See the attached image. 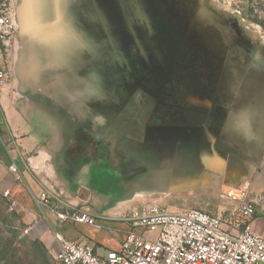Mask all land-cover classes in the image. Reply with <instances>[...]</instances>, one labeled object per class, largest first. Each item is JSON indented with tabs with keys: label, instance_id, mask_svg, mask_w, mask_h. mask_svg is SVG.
<instances>
[{
	"label": "rangeland",
	"instance_id": "obj_1",
	"mask_svg": "<svg viewBox=\"0 0 264 264\" xmlns=\"http://www.w3.org/2000/svg\"><path fill=\"white\" fill-rule=\"evenodd\" d=\"M16 6L10 59L31 82L20 89L45 94L100 142L82 179L96 176L94 188L74 190L65 203L120 207L116 216L144 201L178 212L236 213L238 201L228 194L264 170L249 165V152L259 151L244 150L260 130L254 121L264 105V0H16ZM237 30L239 44L231 40ZM248 108L259 112L246 137L231 112ZM224 110L230 113L218 118ZM203 150L208 156L217 150L224 170L203 165ZM202 171L215 187L191 182L192 192L170 194L179 175ZM27 222L0 194V264H58L54 241L49 247L32 238Z\"/></svg>",
	"mask_w": 264,
	"mask_h": 264
},
{
	"label": "crops",
	"instance_id": "obj_2",
	"mask_svg": "<svg viewBox=\"0 0 264 264\" xmlns=\"http://www.w3.org/2000/svg\"><path fill=\"white\" fill-rule=\"evenodd\" d=\"M14 37L11 41L12 48L16 42ZM241 37L243 35L237 30L234 31L231 40L239 44ZM5 63L12 71V79L0 93V194L1 191L9 189L10 197L15 202V210L23 213L24 219L28 221V227H31L32 238L40 240L49 247L53 245V233L58 232L66 239H76L91 244L99 254H104L108 249H116L130 228L127 223L119 220L121 215L116 216L120 207L112 209L107 206L100 210L82 207L96 216L100 228L61 223L54 214V211L69 212L63 200L74 190L80 187H93L95 184L96 176L91 178V183L82 179L89 168L90 160L99 154L100 142L91 133L89 126H73V119L66 116L62 109H56L53 101L45 94L21 90V86H29L31 82L18 76L10 54L5 58ZM255 97H253L255 100L262 98ZM256 112L259 111L255 108L231 112L234 118H237L234 124L246 137L251 133L252 117H255ZM229 113L228 110L217 111V117L223 119ZM259 113V116H256L257 121H254L260 129L257 132L258 136L256 133L255 138L248 137L244 146L246 147L244 150L259 151L256 154L249 152L250 159L246 156L249 165L252 166L264 165V105ZM213 142H217V137ZM103 146L109 150L107 145ZM235 147L232 146V151L243 150ZM213 152L219 157L214 154L208 156L205 150L201 152L203 165L213 166L219 171L224 170L226 159L219 155L217 150ZM13 162L17 165L19 179L16 178L17 174L9 169ZM112 167L117 170L116 174L121 171L119 169L121 164L119 167L114 163ZM256 171L255 173L253 171L252 176L248 178L249 183L246 187L251 193H264V170L259 174ZM200 173L208 178L200 182V186L206 188L216 186L217 182L210 178L207 172ZM255 174H258V177H255ZM45 194L49 195L48 205L39 207L36 199ZM100 196L106 197L102 194ZM256 211L258 214L252 221L253 229L264 235V202Z\"/></svg>",
	"mask_w": 264,
	"mask_h": 264
},
{
	"label": "built area",
	"instance_id": "obj_3",
	"mask_svg": "<svg viewBox=\"0 0 264 264\" xmlns=\"http://www.w3.org/2000/svg\"><path fill=\"white\" fill-rule=\"evenodd\" d=\"M16 17V0H0V93L12 79L5 58L13 50ZM9 169L20 178L14 162ZM1 194L9 201V209L14 210L9 189ZM228 195L238 201V206L235 214L225 217L197 208L173 211L155 201L134 205L119 217L129 230L116 249L104 254L97 253L87 242L66 239L54 232L53 258L58 264H264V235L253 229L250 219L264 202V193H251L244 187ZM48 200L45 194L36 202L46 207ZM64 204L69 212L54 211L61 223L100 228L96 216L86 208Z\"/></svg>",
	"mask_w": 264,
	"mask_h": 264
},
{
	"label": "bare ground",
	"instance_id": "obj_4",
	"mask_svg": "<svg viewBox=\"0 0 264 264\" xmlns=\"http://www.w3.org/2000/svg\"><path fill=\"white\" fill-rule=\"evenodd\" d=\"M218 165V164H217ZM221 169V168H220ZM189 179V180H188ZM206 179H208L204 174H196L195 176H188V175H179L174 182L171 184L170 194L179 191H188L191 192L194 188V185L191 182H204ZM173 181V180H172ZM197 185V184H196ZM207 185V183H206ZM200 186V185H199ZM182 193V192H179ZM169 194V195H170Z\"/></svg>",
	"mask_w": 264,
	"mask_h": 264
},
{
	"label": "water",
	"instance_id": "obj_5",
	"mask_svg": "<svg viewBox=\"0 0 264 264\" xmlns=\"http://www.w3.org/2000/svg\"><path fill=\"white\" fill-rule=\"evenodd\" d=\"M17 20L19 21V18H18V9H17Z\"/></svg>",
	"mask_w": 264,
	"mask_h": 264
},
{
	"label": "trees",
	"instance_id": "obj_6",
	"mask_svg": "<svg viewBox=\"0 0 264 264\" xmlns=\"http://www.w3.org/2000/svg\"><path fill=\"white\" fill-rule=\"evenodd\" d=\"M114 179H116V178L114 177Z\"/></svg>",
	"mask_w": 264,
	"mask_h": 264
}]
</instances>
